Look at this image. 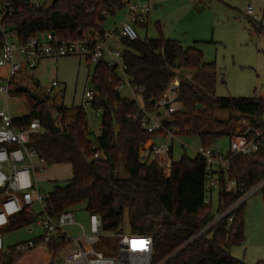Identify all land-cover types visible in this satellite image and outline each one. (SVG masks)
<instances>
[{"label": "trees", "instance_id": "1", "mask_svg": "<svg viewBox=\"0 0 264 264\" xmlns=\"http://www.w3.org/2000/svg\"><path fill=\"white\" fill-rule=\"evenodd\" d=\"M195 1L204 5L212 0ZM4 2H10L14 8L8 24L16 28L22 42L45 32H57L71 39H80L87 32L103 34L105 15L114 16L125 8L122 0H55L51 9L47 5L31 6L26 0H0V4ZM249 21L254 26L255 21ZM256 28L263 30L262 26ZM121 44L124 74L132 85L142 89L141 102L122 97L117 91L124 81L122 76L106 61L97 64L91 77L98 92L92 108L101 111L102 125L95 142L88 138V116L82 108L50 106L48 98L43 96V103H39L30 90L14 84L11 93L19 95L29 109L28 116L15 119L17 126L37 118L45 128L47 111L59 116L60 133L52 135L45 130L30 142L47 164H67L72 168L73 176L68 184L56 186L49 193L46 212L55 218L86 204L89 216L100 217L103 232L114 234H123L127 219L131 234L153 237L152 264H245L231 255L232 248L245 242V204L207 228L264 180V148L249 156L232 158L228 176L241 188L235 192L222 189L218 193L217 213L213 214L212 199L205 202L206 160L200 155L196 158L184 155L178 162H172L171 175L165 177L151 151L145 149L146 143L156 135L148 134L132 118L142 104L151 114L165 117V127L176 136L198 137L207 149L224 136L242 134L243 131H237L242 120L264 130V99L217 97L213 93L217 67L215 63L206 64L204 53L195 46L184 48L178 41L162 36L122 40ZM179 71H191L195 75L185 78ZM176 79L180 80L176 111L165 116L168 108L160 109L156 104L169 87L167 96L177 90ZM218 110L227 111L228 118L218 119ZM172 149L173 146L171 158ZM98 153L101 159L96 160ZM122 167L129 179L121 178ZM35 220V216L24 212L12 218L9 228L17 231ZM65 245L61 239L59 245L51 244L49 251L56 255ZM22 256L14 247L9 248L4 264H16Z\"/></svg>", "mask_w": 264, "mask_h": 264}, {"label": "built area", "instance_id": "2", "mask_svg": "<svg viewBox=\"0 0 264 264\" xmlns=\"http://www.w3.org/2000/svg\"><path fill=\"white\" fill-rule=\"evenodd\" d=\"M31 6H49L51 0H26ZM246 15H254L256 4L264 3V0H245ZM127 7V16L121 27L115 32L103 34L87 32L80 39H71L57 32L38 33L22 42L19 33L13 26L8 24L9 19L14 15V8L10 2L0 4V69L6 68L7 75L0 79V93L8 98L14 80L24 71L37 68L39 63L46 59H59L62 57H80L89 65H97L106 61L111 68L122 76L123 83L117 87V91L129 88L136 98H140L142 89L132 85L126 78L123 63V49L119 48L122 40L135 41L139 38L136 27L146 24L151 12V6L135 4L133 0L124 3ZM105 17H108L105 15ZM58 82H53L47 88L46 96L53 92ZM180 83L177 90L171 97L167 93L156 104L160 109H165L166 116L176 111L175 101L178 97ZM98 92L92 86L85 91L82 109L86 112L92 108V103ZM101 114V111L98 110ZM57 124L58 114H53ZM165 117L159 118L148 112L142 104L139 111L132 118L151 135L162 138L164 141L153 143L148 149L154 156L156 163L163 168L165 177L171 175L172 158L170 156L173 140L176 137L174 132L164 125ZM243 123L240 124V123ZM264 124V118H262ZM237 125H242L239 131L242 134L236 135L230 140V150L223 154L220 150L201 147L199 155L207 162L206 167V188L210 195L219 193L222 189L226 192H235L241 187L236 180L228 176L230 162L237 156H249L264 148V130L253 128L249 121L242 120ZM46 129L39 119L34 118L29 124L17 126L8 110L0 112V264L9 251L5 246V237L2 229L9 227L12 218L27 212L35 216L36 220L32 225L42 229V234L33 241L17 245L14 249L18 253L27 254L37 247L48 250L51 258L54 253L49 251L51 244L57 246L61 239L65 241L64 264H152L154 252V239L149 235L125 234L120 235L118 250L115 256L110 255V249L102 250L97 246L101 244L105 233L102 230V221L98 215L89 216V233L83 232L78 239H71L65 233V228L76 225V217L72 211L65 212L58 217H52L46 212L45 201L49 194H45L38 186L37 174L41 169L35 162L44 163L30 146L31 138ZM150 141V140H149ZM148 141V142H149ZM147 142V143H148ZM146 143V144H147ZM101 159L100 154L94 157ZM223 178V179H222ZM264 192V180L254 186L234 203L225 213L219 215L207 230L228 215L236 212L252 196ZM211 198L206 197L205 202L209 203ZM41 208V214L36 215L35 207ZM233 218H230L232 222ZM84 242V243H82ZM52 261L48 259L46 264Z\"/></svg>", "mask_w": 264, "mask_h": 264}, {"label": "rangeland", "instance_id": "3", "mask_svg": "<svg viewBox=\"0 0 264 264\" xmlns=\"http://www.w3.org/2000/svg\"><path fill=\"white\" fill-rule=\"evenodd\" d=\"M130 0H122L126 3ZM135 4L151 6V12L146 23L147 28L136 27L139 38L157 39L161 36L178 41L184 48L197 47L204 53L206 64L215 63L217 75L213 93L217 97L226 98H259L264 99V3L255 5L254 16L246 15L245 0H212L204 5L195 0H133ZM127 16V7L117 11L114 16H108L103 27L107 32L119 29ZM255 21L254 26L249 20ZM257 27L262 26L260 31ZM256 28V29H255ZM123 49L122 44L119 45ZM96 65H89L83 58L70 56L59 59H47L37 68L26 70L13 82L26 87L33 94H39L49 100V105H63L69 109L82 108L85 91L92 88L91 77ZM7 69H0V79L5 78ZM185 78H189L188 75ZM53 82L58 86L53 88L51 95L46 96V90ZM124 98H138L129 88L120 91ZM9 111L13 119H22L29 115V109L19 95L0 93V112ZM89 122V140L95 142L101 133V114L89 108L86 111ZM166 116V114H165ZM218 119L226 120L227 111L218 110ZM240 124L243 125L241 122ZM237 125V131L242 127ZM216 129H219L218 127ZM158 139V138H157ZM158 141H164L160 138ZM198 137L176 136L173 140L174 162L184 155L196 158L201 149ZM223 154L230 150V138H220L214 146ZM37 174L38 186L45 193L54 191L56 186L64 187L72 179L70 165H49L44 162ZM207 197L212 198V212L217 213L219 207L218 193ZM86 204L72 209L76 217V225L65 228L69 238L75 240L89 233V213ZM36 215L41 214V208L35 207ZM245 242L231 249V255L245 264H264V200L258 193L249 198L244 208ZM123 234H129L127 219L123 224ZM5 246L13 248L17 245L33 241L42 234L37 225L27 226L14 231L9 227L2 229ZM121 234L105 233V238L97 246L99 249H110L115 256ZM84 243V242H82ZM65 249L51 258L48 250L37 247L23 254L16 264H64Z\"/></svg>", "mask_w": 264, "mask_h": 264}, {"label": "water", "instance_id": "4", "mask_svg": "<svg viewBox=\"0 0 264 264\" xmlns=\"http://www.w3.org/2000/svg\"><path fill=\"white\" fill-rule=\"evenodd\" d=\"M15 1V0H14ZM55 3V0H51L48 9H51ZM34 98L39 102L43 103V99L39 94H33ZM45 129L49 134L56 135L61 132V128L56 124L55 119L51 111H47L45 114ZM121 178L123 180L129 179L125 167H122Z\"/></svg>", "mask_w": 264, "mask_h": 264}, {"label": "crops", "instance_id": "5", "mask_svg": "<svg viewBox=\"0 0 264 264\" xmlns=\"http://www.w3.org/2000/svg\"><path fill=\"white\" fill-rule=\"evenodd\" d=\"M142 28H147V25H145L144 27ZM47 60V59H46ZM44 61V60H43ZM42 62V61H41ZM41 62L39 63V65L41 64ZM179 75L181 77H186L188 75L189 78H192L194 75H195V72H191V71H179ZM179 83H180V80L179 79H176ZM138 101L141 102V99L138 98ZM239 131V130H238ZM236 136V135H235ZM234 137V136H233ZM160 138L158 139H155V140H150L146 145H145V148L148 149L153 143H158L160 141H158ZM231 140V138H230ZM173 146V144H172ZM173 150V149H172ZM212 196V194H211ZM212 199V198H211Z\"/></svg>", "mask_w": 264, "mask_h": 264}, {"label": "bare ground", "instance_id": "6", "mask_svg": "<svg viewBox=\"0 0 264 264\" xmlns=\"http://www.w3.org/2000/svg\"><path fill=\"white\" fill-rule=\"evenodd\" d=\"M168 97H171V96H168Z\"/></svg>", "mask_w": 264, "mask_h": 264}]
</instances>
